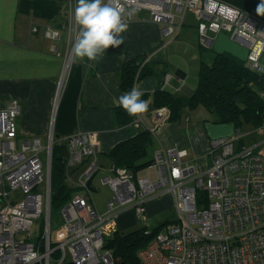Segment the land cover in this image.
Here are the masks:
<instances>
[{
    "label": "built area",
    "instance_id": "1",
    "mask_svg": "<svg viewBox=\"0 0 264 264\" xmlns=\"http://www.w3.org/2000/svg\"><path fill=\"white\" fill-rule=\"evenodd\" d=\"M121 2L126 23L134 14L145 12L153 23L161 25L168 40L178 35L185 13L191 12L198 21L201 46L209 48L213 35L226 32L247 45V65L261 69L264 23L248 13L234 8L238 12L234 20L210 15L205 11L207 0ZM43 33L50 40L59 38L58 31L49 27ZM168 79L165 74L161 89ZM20 111L16 100L0 108V264H114L112 251L105 245L118 231L119 211L129 207L145 220L147 202L165 193L172 196L178 224L153 234L137 251L139 264H264V121L254 129L262 138L253 145L244 142L239 130L212 139L210 162L201 173L194 165H184L187 152L175 147L154 152L152 164L141 177L128 168L114 169L111 165L110 174L101 179L110 189L103 214L90 200L92 179L99 170L95 163L100 152L99 134L85 131L65 138V178L70 177L69 169L91 161L71 181L75 191L61 206L62 222L52 233L51 157L53 145L60 142L50 133L45 146L32 138L17 148L16 118ZM154 115L158 126L167 121L169 110L158 108ZM154 129L148 127L150 132ZM41 154L46 157L45 170ZM149 169H153L154 178ZM199 189L207 192L206 206L196 203ZM41 216V226L36 225ZM144 234L150 235V231ZM32 252L36 258L26 261L24 257ZM55 253L58 256L53 260Z\"/></svg>",
    "mask_w": 264,
    "mask_h": 264
},
{
    "label": "crops",
    "instance_id": "2",
    "mask_svg": "<svg viewBox=\"0 0 264 264\" xmlns=\"http://www.w3.org/2000/svg\"><path fill=\"white\" fill-rule=\"evenodd\" d=\"M220 2L264 23V14L257 13L262 0ZM75 7L76 0H0V108L10 100L18 101L21 111L16 118L17 142L38 138L45 146L50 133L60 142L77 132L96 131L100 152L95 163L99 166L98 160L103 158L110 169L106 154L119 142L150 127L155 129L148 130L152 135L148 152L154 154L168 147L186 150L183 164L194 165L197 172H203L210 162L211 140L231 136L237 130L231 124L213 123L201 106L185 109L178 120L157 126L153 92L161 88L162 78L168 74L164 90L179 97L190 96L197 87L202 62L210 63L216 53L226 52L246 63L245 42L219 32L212 36L211 46L204 48L199 42L198 21L190 12L192 17H184L178 35L168 40L161 25L140 12L127 23L128 29L122 33L123 44L109 47L95 62L87 58L77 61L72 55ZM32 27H37V31L33 32ZM46 27L57 30L59 38L45 37ZM131 60L147 68V74L136 80L133 87L149 94V109L130 122L119 124L116 110L123 108L113 101L127 92L121 88L120 74L123 65ZM260 66L264 70V57ZM90 161L69 171L77 174V179ZM148 171L154 178L153 169ZM166 203L173 206L169 193L151 198L146 204V216L155 214ZM136 218L133 209L122 208L117 218L118 231L126 232L136 226Z\"/></svg>",
    "mask_w": 264,
    "mask_h": 264
},
{
    "label": "trees",
    "instance_id": "3",
    "mask_svg": "<svg viewBox=\"0 0 264 264\" xmlns=\"http://www.w3.org/2000/svg\"><path fill=\"white\" fill-rule=\"evenodd\" d=\"M138 69L136 60L123 65L120 83L124 91H129L136 80L147 74L145 65ZM148 96L145 93L142 98L147 99ZM153 104L156 109L166 107L169 110L167 121L178 120L185 109L194 110L201 106L209 113L213 123L231 124L235 130H240L242 125L256 128L264 121V70H253L229 53H216L210 63L200 64L197 87L190 96L179 97L160 88L153 92ZM116 117L119 124H126L133 118L124 109H117ZM151 143V133L140 130L135 136L116 144L106 156L114 169L125 167L137 175L153 162V158L147 157ZM65 158V146L55 142L51 157V181L54 170L58 173V181L55 185L51 184V208L62 206L75 191L68 188L64 181ZM207 201V192L197 190V205L206 206ZM162 225L160 223L150 235H145V230L140 229L116 231L105 245L112 251L114 264H139L137 251L163 228Z\"/></svg>",
    "mask_w": 264,
    "mask_h": 264
},
{
    "label": "clouds",
    "instance_id": "4",
    "mask_svg": "<svg viewBox=\"0 0 264 264\" xmlns=\"http://www.w3.org/2000/svg\"><path fill=\"white\" fill-rule=\"evenodd\" d=\"M131 2V0H128ZM205 11L212 15H220L234 20L238 12L220 0H207ZM257 13L264 14V0L257 6ZM126 9L121 0H76L74 21L76 25L75 43L72 55L77 60L97 61L105 55L109 47L123 44L122 33L128 25L123 17ZM145 92L134 86L129 91L114 99L113 103L122 107L131 117L140 116L149 109V102L143 99ZM37 254L30 253L24 257L26 261L35 259Z\"/></svg>",
    "mask_w": 264,
    "mask_h": 264
},
{
    "label": "rangeland",
    "instance_id": "5",
    "mask_svg": "<svg viewBox=\"0 0 264 264\" xmlns=\"http://www.w3.org/2000/svg\"><path fill=\"white\" fill-rule=\"evenodd\" d=\"M191 13V12H190ZM189 12L186 13V18L188 19L189 17H192ZM176 22L178 19H175ZM187 113V112H186ZM185 113V114H186ZM255 128L249 126V125H242V127L239 130V135L243 138L244 142L247 145H253L255 142H258L261 140L262 136H259L255 131ZM62 145L65 146V141H60ZM44 144V143H43ZM17 148H19V142H17ZM147 157L153 158V153L151 150L147 153ZM41 160L43 162L44 170L46 168V157L45 154H41ZM99 166H103V168L99 167L98 172L94 175L92 179V185L91 189V202L95 206L96 210L98 211L99 214H103L105 212V205L110 197V189L107 184H103L101 179L105 176H108L110 174L108 167V161L100 158L97 163ZM152 170H150V173ZM70 177H64L65 184L68 188L74 187L71 181H75L77 174L69 171ZM64 175V173H63ZM143 173L142 171H139L137 176L140 177L142 176ZM58 181V173L54 170L52 174V181L51 184L55 185ZM162 189V188H160ZM167 205V203H166ZM42 217L41 216L38 220H36V225L39 224L41 226L42 224ZM138 220L136 226L132 227L129 231L135 230V229H140L141 231L143 230H148V231H153L155 230L160 223H163L162 227H166L169 225H176L178 224V213L175 208V206H164L161 210H158L155 214L150 215L149 217L146 216L145 220H142L141 218H136ZM50 221H51V230L52 233L58 228V226L62 222V217H61V206L60 207H52L50 209ZM126 231V232H129ZM58 255L55 253L52 255V259L56 260V257Z\"/></svg>",
    "mask_w": 264,
    "mask_h": 264
},
{
    "label": "water",
    "instance_id": "6",
    "mask_svg": "<svg viewBox=\"0 0 264 264\" xmlns=\"http://www.w3.org/2000/svg\"><path fill=\"white\" fill-rule=\"evenodd\" d=\"M90 182H91V181L88 182V185H90Z\"/></svg>",
    "mask_w": 264,
    "mask_h": 264
}]
</instances>
